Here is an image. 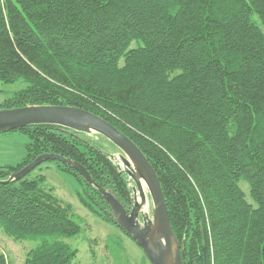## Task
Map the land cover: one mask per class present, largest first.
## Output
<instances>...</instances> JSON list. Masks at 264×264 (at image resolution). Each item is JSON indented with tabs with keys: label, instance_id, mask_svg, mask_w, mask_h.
Instances as JSON below:
<instances>
[{
	"label": "trees",
	"instance_id": "obj_1",
	"mask_svg": "<svg viewBox=\"0 0 264 264\" xmlns=\"http://www.w3.org/2000/svg\"><path fill=\"white\" fill-rule=\"evenodd\" d=\"M19 80L26 87L0 110L81 107L138 144L161 180L184 264H264V0H0V81ZM16 130L32 141L22 162L0 167V226L17 241L41 239L23 264H73L78 250L63 239L82 232L78 217L44 175L30 177L47 161L5 181L55 153L129 208L132 180L86 132ZM48 161L118 226L78 170Z\"/></svg>",
	"mask_w": 264,
	"mask_h": 264
},
{
	"label": "water",
	"instance_id": "obj_2",
	"mask_svg": "<svg viewBox=\"0 0 264 264\" xmlns=\"http://www.w3.org/2000/svg\"><path fill=\"white\" fill-rule=\"evenodd\" d=\"M37 124L63 125L86 133L93 131L112 141L122 151L119 167L134 182L132 191L136 201L131 211L110 190L98 185L81 164L55 153L41 155L5 183L20 179L48 160L69 164L101 192L118 226L140 246L151 264H184L182 245L171 225L161 180L136 142L102 116L81 107L28 105L0 110V133ZM143 182L149 189L153 207L152 217L144 213L141 224L139 215L147 202Z\"/></svg>",
	"mask_w": 264,
	"mask_h": 264
},
{
	"label": "rangeland",
	"instance_id": "obj_3",
	"mask_svg": "<svg viewBox=\"0 0 264 264\" xmlns=\"http://www.w3.org/2000/svg\"><path fill=\"white\" fill-rule=\"evenodd\" d=\"M25 87L26 83L23 80L15 83L0 81V104ZM87 138L120 164L122 151L107 137L92 131L88 133ZM31 141L29 133L24 131L13 130L0 133V167L15 166L22 162L27 155V146ZM38 175L46 177L44 186L47 189H51L63 202L71 204L82 226L80 234L63 239L78 250L73 264H151L140 246L120 227L105 221L82 204L78 192L85 194V188L74 174L61 171L55 161H47L36 168L30 177ZM133 185L134 182L130 181L131 191ZM143 188L147 202L142 211L152 217L153 203L145 182H143ZM242 189L247 199L253 202L249 194V186L243 182ZM40 241V238L14 240L0 226V253L5 254L9 264H23L28 252L34 249Z\"/></svg>",
	"mask_w": 264,
	"mask_h": 264
},
{
	"label": "flooded vegetation",
	"instance_id": "obj_4",
	"mask_svg": "<svg viewBox=\"0 0 264 264\" xmlns=\"http://www.w3.org/2000/svg\"><path fill=\"white\" fill-rule=\"evenodd\" d=\"M133 194H134V193H133ZM134 201H136L135 198L132 199V203H131V205H130V208H128L129 211H131V209H132V207H133V205H134ZM143 218H144V212L141 211V213H140V215H139V220H140L141 224L144 223V222H143Z\"/></svg>",
	"mask_w": 264,
	"mask_h": 264
},
{
	"label": "bare ground",
	"instance_id": "obj_5",
	"mask_svg": "<svg viewBox=\"0 0 264 264\" xmlns=\"http://www.w3.org/2000/svg\"><path fill=\"white\" fill-rule=\"evenodd\" d=\"M184 260V259H183Z\"/></svg>",
	"mask_w": 264,
	"mask_h": 264
}]
</instances>
